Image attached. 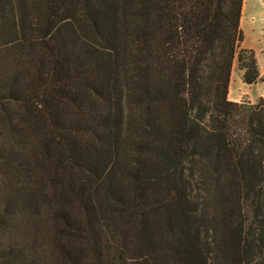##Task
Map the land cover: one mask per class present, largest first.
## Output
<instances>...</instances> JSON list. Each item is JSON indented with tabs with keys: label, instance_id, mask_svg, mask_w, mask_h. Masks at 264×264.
Listing matches in <instances>:
<instances>
[{
	"label": "trees",
	"instance_id": "1",
	"mask_svg": "<svg viewBox=\"0 0 264 264\" xmlns=\"http://www.w3.org/2000/svg\"><path fill=\"white\" fill-rule=\"evenodd\" d=\"M243 2L0 0V264H264Z\"/></svg>",
	"mask_w": 264,
	"mask_h": 264
},
{
	"label": "crops",
	"instance_id": "2",
	"mask_svg": "<svg viewBox=\"0 0 264 264\" xmlns=\"http://www.w3.org/2000/svg\"><path fill=\"white\" fill-rule=\"evenodd\" d=\"M243 41L240 50L252 53L257 61L260 80L244 82L245 71L235 58L229 86V99L233 102L256 103L264 100V0H244L241 16Z\"/></svg>",
	"mask_w": 264,
	"mask_h": 264
},
{
	"label": "rangeland",
	"instance_id": "3",
	"mask_svg": "<svg viewBox=\"0 0 264 264\" xmlns=\"http://www.w3.org/2000/svg\"><path fill=\"white\" fill-rule=\"evenodd\" d=\"M239 65H240V64H239ZM240 67H241V66H240ZM260 100H263V99H260ZM260 100H258L257 102H259ZM257 102H256V103H257Z\"/></svg>",
	"mask_w": 264,
	"mask_h": 264
}]
</instances>
